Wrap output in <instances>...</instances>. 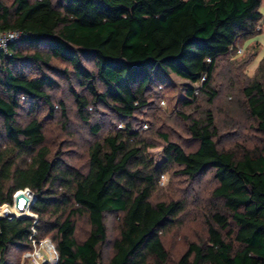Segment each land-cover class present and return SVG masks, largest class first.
<instances>
[{
	"label": "trees",
	"instance_id": "trees-1",
	"mask_svg": "<svg viewBox=\"0 0 264 264\" xmlns=\"http://www.w3.org/2000/svg\"><path fill=\"white\" fill-rule=\"evenodd\" d=\"M259 9L260 0H0V31L21 33L8 44L9 56L0 53V205H12L15 192L27 188L38 222L0 218V264H18L11 254L31 250L32 229L36 241L53 243L56 264H169L162 238L184 204L151 201L156 179L169 166L188 180L211 173L215 183L203 214L205 237L188 242L173 264H264V61L262 77L241 89L256 133L250 146H219L209 110L199 119L180 114L194 149L160 134L165 163L157 170L145 156L151 145L128 124L160 83L157 67L200 82L199 93L211 104L217 62L238 38L254 32ZM52 60L69 65L82 89L70 88L82 123L99 106L126 123L125 130L116 128L89 146L84 169L50 159L45 145L39 116L53 114L49 91L56 80L50 73L68 79L67 70L51 68ZM194 90L186 88V99L196 101ZM58 107L66 120L63 102ZM20 111L26 119L20 120ZM88 131L98 137L102 130L93 124ZM21 197L8 215L28 214V197ZM112 212L120 215L118 234L105 252L104 215ZM77 217L89 224L82 240L75 236Z\"/></svg>",
	"mask_w": 264,
	"mask_h": 264
},
{
	"label": "rangeland",
	"instance_id": "rangeland-1",
	"mask_svg": "<svg viewBox=\"0 0 264 264\" xmlns=\"http://www.w3.org/2000/svg\"><path fill=\"white\" fill-rule=\"evenodd\" d=\"M10 2L11 0H5ZM261 20L256 24L255 30L247 38H238L233 48L229 49L227 55L219 59L217 67L212 76V88L217 95L211 104L199 93L200 82L190 83L174 74H165L160 67L156 68L159 84H154L147 92L146 106L128 120L131 132H137L138 139L143 140L151 147L145 152V156L151 160L152 167L160 170L165 163L163 153L164 142L160 134L167 133L172 142L178 143L185 150L194 149V142L191 140L187 130V122L180 118V114H189L192 118L199 119L204 110H209L214 117L215 126L218 131L217 141L221 147H229L236 143L244 142L246 145L255 143L256 133L251 129L252 121L248 118L244 108V99L241 89L255 76L262 77L259 67L264 59V0H260ZM89 69H93L90 62L84 63ZM51 68L55 70H67L68 79L57 73H50L56 85L49 91L54 110L52 117L47 112H42L39 119L44 125L45 145L49 147V158L56 156L62 158L75 168L84 169L87 166V152L89 146L103 136L112 133L117 129L125 130L126 123L117 120L112 113L99 106L90 115L89 123H82L76 114L74 103L71 97L70 88L74 92L82 93L72 74L69 65L58 60L50 62ZM194 87L196 101L186 99V88ZM188 100L189 106L183 105ZM65 106L66 120L61 116L58 102ZM89 111H91L89 109ZM26 112L20 111V120L26 119ZM127 122V121H126ZM99 124L100 135L93 137L88 127ZM5 145V142L3 141ZM178 168L169 166L167 170L160 173L156 179V191L151 201H174L180 200L184 204V210L178 217V223L168 235L162 238L165 248L170 255V263L185 250L190 241L197 242L199 238L205 237L206 228L203 221V214L208 207L210 193L215 185L211 173H205L193 180H188L177 175ZM30 191V190H29ZM31 192V191H30ZM32 193V192H31ZM33 194V193H32ZM22 194L12 197V205H0V218H24L29 216L37 225V218L30 210L34 201L30 204L28 214L17 216L8 215L7 211L13 209L17 201L20 202ZM34 196V194H33ZM28 197V196H27ZM29 205V198L26 200ZM10 214V213H9ZM4 215V216H3ZM35 216V220L31 217ZM120 215L118 213H106L104 224L106 227L108 252L109 245L118 234ZM89 231V224L85 217L75 219V236L82 240ZM48 239L49 238H45ZM28 252V251H27ZM11 254L12 263H22L23 255ZM18 257V259H17Z\"/></svg>",
	"mask_w": 264,
	"mask_h": 264
},
{
	"label": "built area",
	"instance_id": "built-area-1",
	"mask_svg": "<svg viewBox=\"0 0 264 264\" xmlns=\"http://www.w3.org/2000/svg\"><path fill=\"white\" fill-rule=\"evenodd\" d=\"M21 36V33L16 31H0V53H3L6 56H9V52L7 51V46L9 43L18 40ZM19 194L27 195L29 198V205L33 200V194L27 189L19 190L15 192L14 196H18ZM34 220L35 216H31ZM34 223V221H33ZM34 230L32 229V233L30 234L28 240L31 245V250L26 252L21 259L24 264H56L58 261V255L55 250L53 243L48 239H42L40 241H36L34 239Z\"/></svg>",
	"mask_w": 264,
	"mask_h": 264
},
{
	"label": "water",
	"instance_id": "water-1",
	"mask_svg": "<svg viewBox=\"0 0 264 264\" xmlns=\"http://www.w3.org/2000/svg\"><path fill=\"white\" fill-rule=\"evenodd\" d=\"M27 217H29V216H27ZM2 218V217H1Z\"/></svg>",
	"mask_w": 264,
	"mask_h": 264
}]
</instances>
